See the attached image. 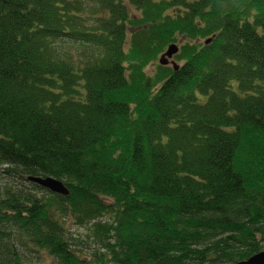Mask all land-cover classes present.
Returning <instances> with one entry per match:
<instances>
[{
  "label": "trees",
  "instance_id": "16d2710c",
  "mask_svg": "<svg viewBox=\"0 0 264 264\" xmlns=\"http://www.w3.org/2000/svg\"><path fill=\"white\" fill-rule=\"evenodd\" d=\"M263 250L264 0H0V264Z\"/></svg>",
  "mask_w": 264,
  "mask_h": 264
},
{
  "label": "water",
  "instance_id": "95a60500",
  "mask_svg": "<svg viewBox=\"0 0 264 264\" xmlns=\"http://www.w3.org/2000/svg\"><path fill=\"white\" fill-rule=\"evenodd\" d=\"M211 39H207L205 44H209ZM179 47L176 44H170L164 53L158 58V64L160 66H171L174 71L178 69V65L173 60V57L178 53ZM27 180L30 183L36 184L39 187L48 190L53 194H59L62 196L68 195V189L65 187L62 181L52 177H40L29 176ZM232 264H264V250L260 251L246 260L238 261Z\"/></svg>",
  "mask_w": 264,
  "mask_h": 264
},
{
  "label": "rangeland",
  "instance_id": "374dc122",
  "mask_svg": "<svg viewBox=\"0 0 264 264\" xmlns=\"http://www.w3.org/2000/svg\"><path fill=\"white\" fill-rule=\"evenodd\" d=\"M60 52L64 56H68L71 60H84L85 58L89 57V51H86L85 47L82 45H65L60 47ZM152 67H148V71H152ZM65 227L68 229L69 236H73L74 238L80 237L83 240V245L81 248L87 249L88 247L92 246V243L87 241V227H80L77 226L72 219H68L66 221ZM28 262L26 264H56L52 258H50L46 254H31L28 256Z\"/></svg>",
  "mask_w": 264,
  "mask_h": 264
},
{
  "label": "bare ground",
  "instance_id": "6f19581e",
  "mask_svg": "<svg viewBox=\"0 0 264 264\" xmlns=\"http://www.w3.org/2000/svg\"><path fill=\"white\" fill-rule=\"evenodd\" d=\"M174 60V59H173Z\"/></svg>",
  "mask_w": 264,
  "mask_h": 264
}]
</instances>
